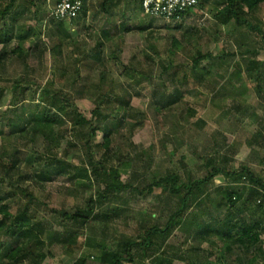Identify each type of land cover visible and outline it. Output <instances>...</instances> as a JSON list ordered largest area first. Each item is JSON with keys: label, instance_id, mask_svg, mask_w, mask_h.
I'll use <instances>...</instances> for the list:
<instances>
[{"label": "rangeland", "instance_id": "374dc122", "mask_svg": "<svg viewBox=\"0 0 264 264\" xmlns=\"http://www.w3.org/2000/svg\"><path fill=\"white\" fill-rule=\"evenodd\" d=\"M57 1L15 0L4 16L12 0H0V32L11 37L0 43V123L35 115L25 132H0V221L30 217L19 241L0 227V264H111L130 252L123 264H264V3L241 9L250 27L227 20L222 0L173 21L147 16L139 0H89L61 23L50 17ZM61 107L101 127L92 153L90 126ZM55 113L62 122L45 120ZM50 158L67 163L53 180L43 174ZM216 169L225 174L195 191L171 234L130 247L165 227L186 194L147 186ZM228 193L241 199L231 205ZM247 224L260 225L249 250L237 242Z\"/></svg>", "mask_w": 264, "mask_h": 264}, {"label": "trees", "instance_id": "16d2710c", "mask_svg": "<svg viewBox=\"0 0 264 264\" xmlns=\"http://www.w3.org/2000/svg\"><path fill=\"white\" fill-rule=\"evenodd\" d=\"M108 1L111 2L113 0H108ZM222 1L225 2V4H226V8L222 11V14L227 15V20L234 18L235 22L238 25L247 24L250 27H252V26L250 25V23L247 21L246 18H243L244 14L240 12V11H242L241 9L243 7H246L248 9L253 10L255 7L264 3V0H222ZM14 2H15V0H12V2L7 6V8L3 14L4 16H6L7 14H9L11 12V10L14 6ZM139 2L141 4V0H139ZM200 3H201V1H200ZM189 14H191V12H188L185 15H189ZM60 23H61V21H60ZM142 29H144V27H142ZM20 37L26 38V35H21ZM10 40H11V37H9L8 32H5V33L0 32V43L5 44ZM4 50L5 49H3L2 53L0 54V62L2 61L3 57L5 56ZM17 50H18V52H22V51H19V49H17ZM211 57H212V55H207L206 57H204V56L198 57L194 61V66L197 67L202 60L208 59ZM18 83H20V81H18ZM71 108L70 107H68V108L67 107H61L60 110L63 112L62 115L68 117L69 119L78 118V122L83 128L86 125L90 126L89 132L87 135L88 140L86 142V146L89 147V150L92 153V145L90 143L91 139L95 138L98 130H100L101 127L94 126V122L88 121L82 114L78 113L74 108H72V109ZM4 115L6 116V113H4ZM62 115H60L58 113H55L54 115H47V116H45V120L48 122H53V123L62 122V119H61V118H63ZM16 117L18 118L17 120L11 119V120H7L6 122H4V119L1 117L2 122L0 123V127L2 128V131H0V132L1 133L3 131L7 132V133H11L13 131L20 132V133L25 132L28 129L30 122L35 119V115H33V114H30L28 116L17 115ZM48 160L49 161L46 164L47 166L45 165L47 168L43 169L44 177H46L47 180L48 179L53 180L56 176L65 174V172L67 171V163H65L64 161L57 159V158H53V159L50 158ZM49 167H51V168H49ZM245 171H247V170L243 169L239 173L238 172L237 173H227V175L237 176L240 173L243 174ZM221 174H225V173L220 169H216V170L212 171L211 173H209L208 176L203 178V179H198L196 181L188 182L187 184H183L180 186H178V176L175 174L171 175V176H166V177L160 178L157 181H153V183H151L149 186L146 187V190L148 193H152L155 190V188H161V187H168L169 188V186H170L169 190L171 192H173L174 194L179 193L182 188L186 189V194L182 198L181 206L169 218V221L165 227H163V228H160L157 226L153 227L152 229H150L148 231L147 235L144 237V242L139 243V244L138 243H131L130 247L134 248L137 246V247H140L144 250H147V249L152 248L154 246V242L152 239L153 236H155V235L156 236L157 235H162V236L165 235L166 236V235L171 234L172 229L176 226V224L178 222V219L187 210L189 202H190L193 194L195 193V191L197 189H200V187L202 185L209 183L211 180L215 179L217 176H219ZM254 179L255 178L252 177V180H254ZM257 182L262 184V182L260 180H257ZM262 185L264 186V184H262ZM127 187L128 186L121 184L119 186H109V187H107V190H113L114 189L116 191H121L122 189H125ZM263 195H264V193L262 195H260V197L257 199V202H256V205L260 211H262V210L258 205V200ZM228 198H229L228 199L229 203L231 205H235L236 201L241 199L240 195L237 193H228ZM2 214H3V219L0 221V227L6 228V233L8 235H10L12 238H16V240H18V241L20 238L28 237L30 235V231H27L24 229L25 221L29 220V218H30L28 216L27 211L20 210L15 217L13 215H10L7 212L6 213L2 212ZM227 217H230V215L228 214ZM10 219H13V222H11L10 224H7L6 221L10 220ZM259 227H260L259 224H255V225L247 224L244 227H240L239 232L242 235L237 239V242L241 245H244L247 243V245H248L247 250H249L250 244L257 243L259 241V233L258 232L255 233V229L259 228ZM231 230L229 229L230 235L232 233ZM21 251H22V249H20L19 247L10 251V253L7 255L8 259L11 260L12 262L17 261L18 260L17 257L20 255ZM131 257H132L131 252L128 254L127 257L117 256L116 254H111L110 255L111 264H123L125 262H132Z\"/></svg>", "mask_w": 264, "mask_h": 264}, {"label": "built area", "instance_id": "2783aa9c", "mask_svg": "<svg viewBox=\"0 0 264 264\" xmlns=\"http://www.w3.org/2000/svg\"><path fill=\"white\" fill-rule=\"evenodd\" d=\"M89 0H58L51 8L50 17L55 21H76L86 10ZM200 0H141L143 12L166 21L180 20L188 12H194ZM264 213V195L258 200Z\"/></svg>", "mask_w": 264, "mask_h": 264}]
</instances>
